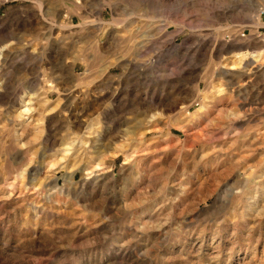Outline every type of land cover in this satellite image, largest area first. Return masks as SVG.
Returning a JSON list of instances; mask_svg holds the SVG:
<instances>
[{"label":"rangeland","instance_id":"obj_1","mask_svg":"<svg viewBox=\"0 0 264 264\" xmlns=\"http://www.w3.org/2000/svg\"><path fill=\"white\" fill-rule=\"evenodd\" d=\"M262 9L0 0V264H264Z\"/></svg>","mask_w":264,"mask_h":264},{"label":"crops","instance_id":"obj_2","mask_svg":"<svg viewBox=\"0 0 264 264\" xmlns=\"http://www.w3.org/2000/svg\"><path fill=\"white\" fill-rule=\"evenodd\" d=\"M260 14V13H259ZM242 34H244V31H242V33H241V36H242ZM247 35L245 34L244 35V37H246ZM259 36H261V35H259ZM259 36H255V35H250V38L248 39V42H249V44H260L261 43V41L262 40H264V37H263V39L262 38H260ZM257 38H259V40H257ZM236 42H238V41H236ZM256 42H258V43H256ZM228 43V42H227ZM230 43V46H232L233 48H238V47H241L242 45H240V44H237V43H235V42H229ZM264 43H263V45L260 47L261 49H264ZM248 50L249 49H245V50H243L242 51V53H244V52H248ZM254 52V51H253ZM240 53V52H239Z\"/></svg>","mask_w":264,"mask_h":264},{"label":"bare ground","instance_id":"obj_3","mask_svg":"<svg viewBox=\"0 0 264 264\" xmlns=\"http://www.w3.org/2000/svg\"><path fill=\"white\" fill-rule=\"evenodd\" d=\"M260 14H261V11H260ZM247 53L248 52H245V53H242V54L238 55L235 63L237 65H241V63H243V61L247 57ZM248 54H250V53H248ZM262 54H263V51H257L256 53L253 52L254 60L256 61V60L260 59L262 57ZM220 91H222V90H220Z\"/></svg>","mask_w":264,"mask_h":264},{"label":"built area","instance_id":"obj_4","mask_svg":"<svg viewBox=\"0 0 264 264\" xmlns=\"http://www.w3.org/2000/svg\"><path fill=\"white\" fill-rule=\"evenodd\" d=\"M261 15H264V9H262L261 11ZM245 34H242V36H244Z\"/></svg>","mask_w":264,"mask_h":264}]
</instances>
